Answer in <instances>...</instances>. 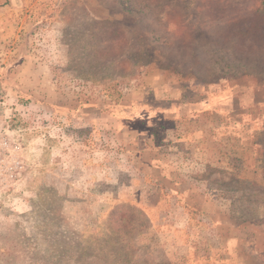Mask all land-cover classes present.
Wrapping results in <instances>:
<instances>
[{
  "label": "rangeland",
  "instance_id": "obj_1",
  "mask_svg": "<svg viewBox=\"0 0 264 264\" xmlns=\"http://www.w3.org/2000/svg\"><path fill=\"white\" fill-rule=\"evenodd\" d=\"M185 1L0 0V264H264V42Z\"/></svg>",
  "mask_w": 264,
  "mask_h": 264
},
{
  "label": "trees",
  "instance_id": "obj_2",
  "mask_svg": "<svg viewBox=\"0 0 264 264\" xmlns=\"http://www.w3.org/2000/svg\"><path fill=\"white\" fill-rule=\"evenodd\" d=\"M118 1L121 2V4L130 7L127 9H123V12L134 16L136 20H141L144 17L143 15L152 14L155 11V8L151 6V1L153 0H139L144 5L135 4V0ZM161 3L162 1L160 2V4ZM220 3L221 0H219V4ZM222 14H227L223 23H231L243 17H251L252 19H256L257 24L256 22H253V25L256 24L258 39L264 42V0H227L226 2H224V4H220V6H218L217 9H214L213 11V16H215L217 20L222 19ZM118 30L119 28H116L112 31V33L114 34L115 32H118ZM144 32L148 35H150V33H153V31L147 28H144Z\"/></svg>",
  "mask_w": 264,
  "mask_h": 264
}]
</instances>
